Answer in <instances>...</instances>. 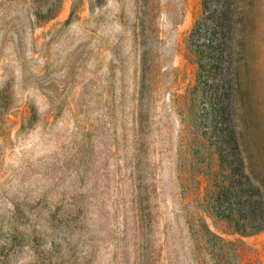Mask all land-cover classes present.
I'll return each instance as SVG.
<instances>
[{
    "label": "rangeland",
    "instance_id": "374dc122",
    "mask_svg": "<svg viewBox=\"0 0 264 264\" xmlns=\"http://www.w3.org/2000/svg\"><path fill=\"white\" fill-rule=\"evenodd\" d=\"M159 6L141 40L132 0H63L22 42L0 10V264H213L204 224L264 264L230 224H264V0Z\"/></svg>",
    "mask_w": 264,
    "mask_h": 264
},
{
    "label": "trees",
    "instance_id": "16d2710c",
    "mask_svg": "<svg viewBox=\"0 0 264 264\" xmlns=\"http://www.w3.org/2000/svg\"><path fill=\"white\" fill-rule=\"evenodd\" d=\"M9 4L6 6V2L0 3V10L6 14L8 10L18 13L19 16H23L22 20L17 18L19 21L18 25L14 26V29H11L18 42H22L24 39L26 27L31 29L48 21L54 19L61 7L63 0H8ZM121 2V0H117ZM102 0H96V3L100 5ZM133 2V11L135 12V24L133 26L134 31L133 35L135 39L141 40L145 39L146 36L151 33L153 34V26L155 25L156 16L160 12L159 0H132ZM9 11V12H10ZM121 19V18H120ZM122 20V19H121ZM2 43L6 41V36L2 35ZM237 194L241 197L244 194V188L240 187L237 191ZM260 193V190H258ZM244 202L241 203L238 210V220L231 226L234 228L235 233H238L242 236H246L250 233H247V225L251 228V234H257L264 230V224L260 225L258 223L257 215L251 216L253 219H248V213L250 207H245ZM222 217L221 219H224ZM227 218V217H226ZM224 220H227V219ZM229 220V219H228ZM231 222V221H228ZM204 235L203 241H205V256L213 261V264H239L238 263V251L233 243L226 242L222 237L213 234L209 227L204 224ZM195 239V238H194ZM202 239V237H201ZM216 241L215 243H212ZM228 246H232L231 251H226ZM195 254V253H194ZM197 258V257H195ZM196 264H209L206 261L201 262V260L194 259Z\"/></svg>",
    "mask_w": 264,
    "mask_h": 264
}]
</instances>
